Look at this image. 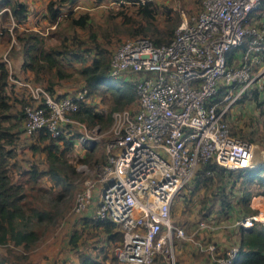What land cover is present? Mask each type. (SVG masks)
I'll use <instances>...</instances> for the list:
<instances>
[{
    "label": "built area",
    "instance_id": "obj_1",
    "mask_svg": "<svg viewBox=\"0 0 264 264\" xmlns=\"http://www.w3.org/2000/svg\"><path fill=\"white\" fill-rule=\"evenodd\" d=\"M4 9L10 12L9 6L0 12ZM197 10L190 15L183 8L169 42L131 37L110 57V76L135 83L137 105L113 112L105 160L99 162L97 177L77 189L73 210H87L99 184L91 215L116 222L123 232L116 255L129 264H150L166 244L173 248L183 238L215 264H234L239 251V244L231 243L220 255L213 238L198 237L208 218L188 232L184 223L172 219V200L208 160L231 169L262 164L254 161V142L231 132L228 115L242 97L264 93V0H201ZM15 23L11 15L9 30ZM14 40L13 34L12 46ZM1 58L11 70L9 51ZM11 74L13 83L28 88L32 98L22 119L27 134L45 128L57 135L76 121L73 113L86 88L58 96L43 84L22 82ZM83 124L78 141L95 144L100 124ZM257 207L219 223L245 229L264 223V202Z\"/></svg>",
    "mask_w": 264,
    "mask_h": 264
},
{
    "label": "trees",
    "instance_id": "obj_2",
    "mask_svg": "<svg viewBox=\"0 0 264 264\" xmlns=\"http://www.w3.org/2000/svg\"><path fill=\"white\" fill-rule=\"evenodd\" d=\"M71 1L73 0H49L46 12L48 20H57L59 24L61 6ZM196 1L195 7H198L201 0ZM4 6H9L10 12L4 9L1 11L2 16L7 18L12 15L16 22L12 32L22 44L21 67L23 70L34 71V83H42L56 94V84L71 75L68 69L71 61H82L79 72L84 78L85 84L81 87L86 88V94L85 98L79 100L80 106L73 113V117L84 122L89 128L96 124L107 128L113 121V112L116 109L137 105L138 100L136 85L132 80L110 76L112 49L104 46L101 38L107 42V37L114 31H123L128 37L146 36L155 44H162L173 38L181 21L180 18L174 22L168 21L166 28L160 32L155 19L162 6L150 0L139 3L136 10L132 8V13L127 12L128 6L126 9L121 8L115 13H109L105 20L99 23L91 18L89 12H81L77 16L70 13L66 31L54 32L57 41L50 42V35L41 28L19 27L18 23L23 22L28 15V4L25 1L0 0V10ZM0 27V30L10 32L7 25ZM78 28L85 29V35L80 33ZM89 56L92 61L86 63ZM9 78L10 69L0 56V246L5 248L0 250V264H14L27 259L44 234L43 222L54 223L57 216L63 214L59 208L60 203L75 192L78 186L74 180L81 173L76 164L81 161L100 162L105 158V155L100 158L98 149H95L96 144L83 142L84 150H77L76 141L83 128L78 130V126L67 123L57 135H52L45 128L29 134L33 140L29 142L28 147L33 155L43 153L44 161L34 159L24 167L14 161L12 158L16 155L20 133L25 131L24 126L17 124L16 118L19 117L22 121L23 106L27 101L16 97L18 105L22 107L18 111L12 110V93L15 94V91L11 88ZM100 94L102 97H109L113 103L106 108H98L96 102L91 99ZM248 98L250 97H242V104ZM251 98L259 104L264 103V97L257 94ZM234 131L231 129V132L236 134ZM239 136L250 141L253 139L247 134ZM14 166L21 168L18 172L19 176L25 177L24 180L14 177ZM240 176L243 178L237 186L233 177ZM43 177L48 178L49 185L41 182ZM186 187L190 190L185 194V203L191 195L202 193L203 196L205 193L199 199L200 218L209 217L214 209L228 217L234 214L244 216L256 211V208L251 206L252 197L264 194V164L231 169L208 160L202 163ZM78 226L79 228L71 232L69 239L70 248L78 252V264H109V260L118 259L115 248L111 250L112 245L123 239V232L116 222L107 218H95L90 214L82 216ZM235 226L240 237L238 241L232 242L239 244L234 264H264V223L257 222L248 229L241 225ZM87 245L94 251L86 248ZM219 248L220 255H224L226 251L222 250H226L225 247Z\"/></svg>",
    "mask_w": 264,
    "mask_h": 264
},
{
    "label": "rangeland",
    "instance_id": "obj_3",
    "mask_svg": "<svg viewBox=\"0 0 264 264\" xmlns=\"http://www.w3.org/2000/svg\"><path fill=\"white\" fill-rule=\"evenodd\" d=\"M44 2L45 0H31L30 5L32 9L34 8L33 6L35 5L37 6V8L38 7L42 8ZM156 2L161 4L162 6V9L156 13V19H155L160 29V32H163V30L166 28L168 21L174 22L177 18H180V20L182 19L183 8H185L186 12L190 15H193L197 13L198 11L197 7H195V3L197 2L196 0H158ZM138 5L139 3L131 2V4L128 5V7L126 6L127 12L132 13L131 12L132 8L136 10V7ZM126 7H123V8L126 9ZM93 16H94L96 23L103 21L102 20L103 17L101 13L93 12ZM4 19L6 20L7 18H4ZM45 24L47 23L41 22L40 28L47 32V29L45 28ZM7 25H10V23H7ZM66 25L67 23L64 22V20H62L59 26L55 28L53 27L54 29H49L48 31L51 32V30H53L54 32H58L62 30L64 32L66 31V27H65ZM67 30H69V28H67ZM14 36L16 37V35ZM12 37L13 35L11 34V31L9 33L4 32V31L0 33V39H2L1 42H3L2 45L4 48L8 46L7 51H9V57L12 60V64L10 67L11 68L10 71L12 72L11 75H15L14 68L16 67V65L17 66L19 65L18 60L20 58L18 56L19 50H17L15 46H17V44L19 45L20 41H18V39L16 38L15 39L16 41L14 45L12 46L11 45ZM107 38H108L107 42H105L103 38H101L102 42H104V46L111 48L113 51L121 41L131 38V37H128V35L123 33V31L121 32L114 31V33L108 36ZM56 41L57 40L54 38L50 39V42H56ZM80 77L82 78V76L79 73H75L74 76L65 80L62 84H60V86H57L56 91L58 92V90H65V92H63L64 94L76 92L77 90L81 88L82 81ZM19 80L22 82H28V81H31L32 79L22 74V77ZM18 84L20 83H17V85ZM39 84H42V83H39ZM12 86H14V84ZM21 86L18 85V87L20 88L18 90L13 89L16 94L15 95L14 93H12V95L14 96V101H13L14 107L12 108V110L14 111H18L22 107V105H18L19 101H17V98L18 99L24 98L26 99L27 103L32 102L31 95L29 94V89L25 88L22 84ZM56 91L55 93H57ZM260 96L264 97V93ZM91 100L96 102V105L98 108H106L107 106L113 103L110 101L109 97H102V94L95 95L94 98H92ZM132 107H136V104H134ZM16 121H17V124L20 125V127H23V120L21 121V119L17 117ZM228 121H229L232 131L235 130L236 134H239L241 136H244L247 134V136L253 137L252 141L255 144L254 161L264 164V103L259 104L253 98H248L243 104H236V106L233 108V110L228 115ZM99 128L101 130V133H100V136L98 137L97 142H95L96 144L95 149H98V154L100 158H102V156L105 155L104 140L111 137L110 132H109L110 125L107 128L101 127L99 125ZM77 129L79 130L80 128H77ZM32 140H33V137L29 136V134H27L26 131H23V130L21 131L20 139L18 140L19 143H18V146H16L17 147L16 155L12 159L14 161L19 162L21 165H23V167L24 165L28 166L30 162L34 159L40 162L44 161L43 153H37L34 155L32 154V150L28 147L29 142H31ZM77 150H79V147L77 148ZM81 150L82 149H80L79 151ZM104 160L105 158L102 159V161ZM100 164L101 163L96 162V161L94 162L81 161L76 164L77 169L80 171L81 174L80 176H77V178L74 180V182L78 185V186L76 185L77 188L75 192L73 191V193L67 196L66 199L62 203H60L59 208L63 211V214L61 216H57L54 223L43 222L44 227L42 228V230L44 229L43 230L44 234L39 239V241L36 243L34 249L31 251L30 253L31 257L28 256L27 259H33L34 256H36L37 254L40 256L44 252L45 253L44 260L48 261L51 259L50 255L53 252H57V255L54 257L53 260L61 264L63 263L62 261L63 256H64L63 254L68 250L67 244H68V239L70 238V234L75 228L77 227L79 228L78 224H80L78 222L79 221L78 219L80 218V216L77 215L73 210L77 189L85 185L86 179L88 178L95 179L97 177L96 175L101 168ZM14 168H15L14 171L12 169L14 177L18 178L21 181L24 180L25 178L24 176H19L18 171L21 170V168L20 167L18 168L15 166ZM41 182L46 185L50 184V181L48 180L47 177H43ZM203 196H202V193L200 195L198 193L191 195V198H187V203L184 204L185 205V207L183 208L184 210L182 209V207L173 208L172 219L179 223H182L185 220L193 221V220H196L197 218L202 219L199 217L200 215L198 214L199 213L198 209H199V199ZM258 198H253L251 201V206L256 208V210H258L257 209L258 205L260 206L263 205V202L259 203V200H263V199H258ZM47 199L48 198H46V200ZM52 204L53 203L51 202V205ZM213 211L217 213L211 217L207 216L204 218H208L211 220L218 218L217 221L220 222L222 219L231 220L239 216V215L234 214L235 217H231V216L228 217L227 215H223L219 213L217 209H214ZM186 229L188 232L193 231V229L191 230L189 226L188 227L186 226ZM198 237H201V235L198 234ZM213 239L215 240V238ZM215 241L217 243V240ZM119 243L120 241H117L114 245H112L111 250L116 248V246L119 245ZM175 245L176 246L172 248L170 245L166 244L160 251H158L154 261H152L150 264H157V263L158 264H172V259L174 260L175 264H188L186 262V259L184 258V254H185L184 252H187V253L192 252L194 256H200L202 258H206V257L209 258L208 253H206L205 251L192 249V248L196 249V245L191 240H186L183 238L181 240H177ZM229 245L225 246V249ZM0 250L3 251L5 250V248L3 246H0ZM222 251H225V250H222ZM126 263L127 262H123L119 259L115 261L109 260V264H126Z\"/></svg>",
    "mask_w": 264,
    "mask_h": 264
},
{
    "label": "crops",
    "instance_id": "obj_4",
    "mask_svg": "<svg viewBox=\"0 0 264 264\" xmlns=\"http://www.w3.org/2000/svg\"><path fill=\"white\" fill-rule=\"evenodd\" d=\"M21 1H25L28 4V15L23 22L18 23L19 27L20 28H40V23L45 22V23H47V24H45V28L47 29V32L45 30H44V32L50 35L49 39H53V38L57 39L56 35H53V33H54L53 30H51V32L48 31L49 29H54L55 27L60 25V23L57 24V20L54 22H50L48 20V17L46 16L47 3L49 0H45L42 8L41 7L37 8V6L35 5V6H33L34 7L33 9L31 8V5H30L31 0H21ZM130 4H131V2H129L127 0H73L71 2H66L61 6V12H60V15L58 17V20L60 22L62 20H64V22L68 23V15L70 13L77 16L81 12H89L91 14V18L95 21L94 16H93V12H99L102 14V17H103L102 20L104 21L109 13H113V12L115 13L120 8L126 7ZM103 21H101V22H103ZM10 22H11V17L8 16L7 19L5 20L2 16V12H0V24H1L0 26H6L7 23H10ZM7 26L9 27V25H7ZM65 27H68V25H66ZM70 29H72V28H70ZM78 30L80 31V33L85 35V32H86L85 29H79L78 28ZM55 31H57V30H55ZM11 34H12V31H11ZM15 39H16V37H15ZM1 40L2 39H0V55H2L4 52H6L8 50V46L5 48L3 47V45H2L3 42H1ZM15 41L16 40H14V43H15ZM16 44H17V42H16ZM15 48L17 50H19L18 56L20 58L18 60L19 65L18 66L16 65V67L14 68V73H15L14 76L17 77L18 79H21L22 74H24L26 77H28V78L30 77V79L34 80V77H35L34 71H32L30 69L23 70L21 67L22 44L21 43L19 45L17 44V46H15ZM3 49H5V50H3ZM91 61H92V58H91V56H89L86 60V63H89ZM14 62H15V60H14ZM81 65H82V61L72 60L70 66L68 67V69L71 72V75L66 77L65 79L60 80V82H58L55 86V91L57 90V88H56L57 86H60V84H62L65 80L74 76L75 73H79L82 76V74L79 72V68ZM80 79L82 81L81 86H83L85 84L83 76H82V78L80 77ZM32 80L29 82L33 83ZM9 82L12 84V82H13L12 77L9 78ZM13 84H14V86H12ZM13 84L11 85L12 89H16V90L20 89L18 87V85L21 86V84L17 85L16 82ZM63 92H65V90H58V92L56 94H64ZM75 119H76V121L73 124L76 125V127L78 126V128H83L84 122L82 123V121L78 120L77 118H75ZM76 142H77L79 149H82L81 150V152H82L84 150L83 145H82L83 143L79 142L78 140ZM81 146H82V148H81ZM242 178H243V176H240L238 178L233 177V180H235L234 183H236V185L239 186V184L242 181ZM189 190L190 189L188 187H184L181 190V192L173 198L172 210H173V208H176V207H178V208L182 207V209L185 207L184 198H185V194L187 195ZM99 191H100V185L97 184L94 188V194H93L92 201H91L89 207L87 208V210H84L83 212H75L77 215L80 216V218L78 219L79 220L78 222L80 224H81L82 216L92 214V212H93V210L96 207L97 202H98ZM253 198L263 199V200H259V203L264 202V194H261V193L256 194L252 197V199ZM215 214H216V212L213 211L209 214V216L211 217ZM231 217H235V215H233ZM199 220H201V219L197 218L196 220H193V221L185 220L186 222L183 220H181V221H183L182 223H184L187 227L189 226V228L191 230L192 229L195 230L196 228H198ZM217 220H218V218H215L212 220L209 219L210 222L207 225L200 227V229L197 231V233L200 234L202 238L203 237L204 238L205 237L215 238V240H217V243L221 248H224L225 246L229 245L233 241L239 240V237H240L239 231L235 229V227H236L235 225L224 226L222 223H219ZM69 239H68V244H67L68 250L63 254L64 256L62 259V261H63L62 264H78V262H79L78 252L76 251V249L70 248ZM85 247L88 248L89 250L94 251L90 245H87ZM192 249L198 250L197 247H196V249L195 248H192ZM184 253H185L184 258L186 259V262L188 264H215L214 262H212V260L210 259L209 256H208L209 258H207V257L202 258L200 256H194L192 254V252L191 253L184 252ZM56 255H57V252H53L50 255L51 259L48 261L49 262L55 261L53 259ZM44 256H45V253L43 252L40 256L38 254L36 256H34L33 259H25L22 262H15L14 264H44L45 262H48L47 260H44ZM29 257H31V254L29 255Z\"/></svg>",
    "mask_w": 264,
    "mask_h": 264
}]
</instances>
